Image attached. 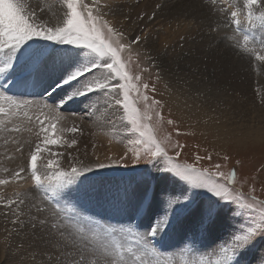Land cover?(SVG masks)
<instances>
[{"label": "rangeland", "instance_id": "1", "mask_svg": "<svg viewBox=\"0 0 264 264\" xmlns=\"http://www.w3.org/2000/svg\"><path fill=\"white\" fill-rule=\"evenodd\" d=\"M48 1L58 6H63L62 8L63 10H65L64 5H63V0H48ZM197 1L207 6L208 9H212V7H214L211 5L212 3L210 0H197ZM217 1L220 3V5L223 6L224 10L229 14L226 21L224 20V16L222 17L221 15L222 17L221 22L225 23V24H221L220 22L222 29H223L221 39L227 40L231 46L236 48V50H234L236 53L237 51L240 53L242 52L241 54L243 55L246 53L245 56L240 55L241 57L243 58L248 57L246 59H249L251 57L255 58L254 60V62L256 61L255 67L259 66L258 68L260 72L262 73V71L264 70V61L258 60L256 56L257 54L264 55V44H262V41L264 40V27H262L261 30L259 31V36L261 38L260 44H255L253 42H249L247 39H243L242 37L236 36L233 33V30H234L233 28H235L236 25L233 23L231 12L236 11L238 13L237 19L241 21V25L250 24L247 20V13L244 14V12L243 13L239 12L238 10L233 9L229 5H226L224 2H221L220 0H217ZM114 2L115 3L113 5L104 6L102 4L103 3L102 1L101 2L97 1V3L93 4L92 6L96 9V12H99L100 14H102L104 19L112 22L113 24H117L115 26L116 28H118V26H125L128 24H133V26L135 27L132 28V32L134 31L135 33L129 34V36L125 35L128 41L133 40L136 36H140L142 38L141 43L138 46H134L133 51L131 53H123L124 56L130 57V63L128 64V67L132 69V71L130 72V75L131 76L139 75L141 78L140 81H136V80L131 81V83L139 86L141 95H137V92L134 89L130 95V99L134 102V106L141 113L148 111V117L150 119H146L142 122L149 124L153 132L154 138H156L158 141L164 140L165 138H167L168 140L171 141V144L173 146L177 142L183 145L184 147L181 150V160H187L188 162H194L195 157L199 155L200 157L203 158L199 162L200 166L209 167L211 170L213 169L215 165H220L221 171H223L226 176L229 175L233 169H235L236 182L234 184L235 191L233 192V195H241L244 203L252 204L253 211L249 212L248 210L241 209L233 202L224 201L216 197L214 194L209 192L207 189L199 188V187H196L190 184L188 181L177 176L175 173H172L166 170L162 158H155L151 160L150 162L141 161L136 164H127V165L116 164V165L105 166L101 168H93L92 170L86 173H83L82 175L78 177H75V179L81 177L87 181L91 180L90 182H93L94 184H96V186L97 185L100 186L99 188L98 186L94 187V190H95L94 194L96 193L98 197L104 198V199L99 201L98 203H95L96 201L95 202L93 201V205L91 209L87 211V213H85L84 211H80L78 209L80 204H82L81 202L78 201V198H74L72 201H70L67 204L62 203V201L65 200V198L61 196H63L66 192L65 190H62V188L57 189V193H56V199L57 201L59 200V204H56V203L50 204L49 197L44 194L42 189H39L35 186L34 181L31 178V172L28 166L31 153L32 151H34V149L36 148L38 144L41 148V152L38 153V156L39 154H42L44 152L42 145L39 143V141L36 138L27 137L26 139L19 141L17 139H20V138L15 139L14 137H10L8 139L1 140L0 146L7 147L6 154L9 159L17 155L21 159V162L25 160L22 164L25 165V162H26V166H24L26 169V174L24 175L26 176L22 175L24 178L18 179L15 175L17 171L13 175L11 174L12 172L11 173L8 172V174H11V176L6 174L7 171H4V174H2L3 170H5V168L3 169V167H5L6 164L4 163L0 167V171H1L0 180L8 181V183L0 184V208L2 209V210L0 209V217L2 218L3 214H7L9 211H11V208L12 210H17V207L18 208L19 206L23 207L22 205L24 201L23 198H20V196H15L17 197L15 198L14 195L20 194L19 193L20 189L28 188L27 186L28 184L29 187L31 186L30 188H33L34 190V192L32 191L33 194L35 195L33 197L34 200L37 199V201L33 200L34 202L32 203L34 205L33 218L35 217L34 219H36V218H40L41 216L40 219H44L47 221L49 230L50 228L52 230L51 231L52 239L54 238V235L55 236L59 235V237L63 236V238H66V239H63L60 237L62 239V243L65 241L63 243L64 245L66 246L68 245L69 247L73 246L72 248L74 249V251L73 249H71L73 252L72 256H71L70 250L66 252L67 256L73 257V261L70 262V264H74V261L78 260L81 255L78 252L77 245L70 244V240L68 237L69 233H72V236L75 234L74 236L80 239V241L77 240L78 244H80L81 241H84V242L87 241L85 242L86 252L88 251V249L92 248L91 250L92 254L88 256H84L85 259L87 260V264H97V261L99 262V264H138L137 257L140 253H143V251L137 250L135 252V255H132L127 252V249L129 247H132L134 249L136 248V245L133 242L135 237L128 234L129 227L133 228L135 232L140 233L143 236H145L146 239L150 241L151 246L154 247L155 249L153 253V255L155 256L154 258H152L151 255L150 256H146L145 254L140 255V258L144 259V264H174V263L177 264L176 261L178 257L180 258L181 261L185 260L184 262L188 264L189 263L202 264L199 261L202 259L203 255L205 254L207 256H211L212 253L211 252L203 253V252H199L193 249V246L195 244H200V243L202 244L201 239H196L197 235L200 233L199 231H196V227H194L195 226L194 222L197 219L196 209L203 211L204 215L207 216L208 220H210L211 222L212 220L215 219V216H221L222 214L226 215V217L229 218L230 220L229 222H232L235 226V232L234 234L231 235V237L229 236L227 243H230V240L231 239L233 240L234 236L242 233L243 231H245L248 227L252 225V217L259 220L260 214L264 212V140L263 141L262 140L260 141L257 139L255 140L254 137L244 138V139L242 138L241 140H237L236 138L232 139L228 137L227 138L226 137L217 138L216 137L217 135L215 134L214 130H211L210 128L206 129L204 124L198 125L199 123L197 122L196 119H192V121L188 120L187 118L189 119L191 118L182 111L183 108L182 106L177 104L176 99L172 95L170 96L171 93H170V90L168 89L170 86L169 80L167 81L168 78L164 76L165 72L164 70H162V68L156 67L155 64L150 62V59L148 57L149 47L146 45L147 44L149 45V39H151V37H155V36H152L153 29L162 31V34H161L162 39L170 40L171 41L170 44L172 43L175 44V46L172 45L171 47L169 46L168 48H167L168 44L166 45L165 52L167 55L168 54L172 55L174 50L179 51V49L177 48L180 45L181 46L184 45V39L185 40L187 39V43L189 44H192V43L198 44L201 36L198 34H195L197 32L195 30V24L191 20V16L177 15V11H181L182 8L179 7L178 5L168 3L167 0H115ZM242 4H245V3L242 2ZM159 9H164L165 13L167 14L166 19L163 20L165 22H163L160 19H157L155 20L157 21L155 24L156 26H154L152 30L150 29L141 30L140 28L142 26L140 25L146 23L147 20L154 18L155 11ZM105 10L107 12L102 13V11H105ZM199 11L202 12V10H199ZM252 11H254L253 13L255 16H259L261 14V8L259 5L254 6L252 8ZM96 12H94V14H96ZM257 12H260V13H257ZM211 13L214 15L216 11L213 10L211 11ZM242 20H244L245 23ZM261 22L264 24V21H261ZM171 27L173 29L170 30V32H167V28H171ZM227 27H229L235 40H233L230 37L231 34L229 35V29ZM138 28L139 30L137 34ZM209 30L212 32V37H211L212 45L219 47L218 42H220V38L216 30V24L205 23L204 25H202V31L204 32L206 36ZM158 41L160 40L158 39ZM48 44L52 45V46L48 45L49 47L56 48V47L65 45L66 48L72 49L71 51L67 50L66 55L68 56H71V54L84 55L85 51L88 52L85 54H92L93 56L96 55L91 50L83 46L71 45V44L60 43V42L53 43V41L48 42ZM151 47L154 48L156 47V45H153V43H151ZM187 55L189 56V59L194 61L195 64L201 65L202 61H200L197 57L195 58L194 50L189 51ZM100 60L101 59L99 58L98 61ZM205 67H207V69L215 68L213 63L210 60L205 61ZM259 70L250 69L252 73V77L250 76V74L245 75L241 73V75L244 77L242 82H237L232 77L227 78L225 76V82H226L225 88H248V87H251V81H255V84H256L255 90L257 92H261V88H256L257 86L256 75H260ZM221 74L223 73L219 71V75ZM143 84L149 85L146 92H145V89L143 88ZM182 85L183 87L187 88L186 85L184 84ZM153 87L155 91L152 90ZM197 88H200V86H198ZM143 94H146L149 97L148 101H145L143 99ZM201 94L203 95L202 97L206 99L213 98V96H211L210 93H208V91H206L205 93H201ZM16 98L25 99L22 97H16ZM117 98L118 99L121 98L120 94L118 93H117ZM152 98H155V100L161 101L162 108H156L154 105H152L151 104ZM236 98H237V101H232L233 105L238 106L236 111H239L242 114H245L246 116V117L244 116L245 120L242 122L243 125L246 126L250 121H252L249 123L250 125L248 124V126L252 128L251 125L255 126V123L257 121L256 118L261 120V117H262V114H260L261 113L260 111H257V112L255 111L258 109L257 106L255 105L256 102L254 103V101H252L250 103L246 99L239 97L238 94L236 95ZM223 100H224L223 102L224 104H221V106L224 105L228 107L230 104L229 103L230 100L225 96L223 97ZM83 107L84 108L81 107L80 109H77L78 111L77 116H79V119L81 120V122L85 123L86 126H88V128L86 129L92 128L88 131L93 132V126H89L87 122L88 123L90 122L89 124L95 123V120H98L96 118L93 119L96 115L100 116L99 118H103L105 115H102L104 114L103 111L94 112L92 108H90L87 105ZM104 107H107V105H105ZM108 107H111V109L113 108L112 110L114 111L111 110V113L105 116L106 119L103 121L105 125L104 126L101 125V127H104V128L98 129V132L100 133V135L104 134V136L107 137V140L105 138L104 140L103 139L100 140V142L99 140L97 142L95 141L93 144H91L90 142L88 143V141H84L81 144L82 145L81 150L85 153V154L83 153L84 156L80 157V155L77 156L76 154H74L73 156L67 155L66 151H72L74 153H77L79 152V148L66 146L68 144L65 145L64 141L62 140L63 138L60 141L61 146L60 145H47L52 148L57 147V150L63 152V153L60 152V154L61 155L63 154L62 158L64 161L62 160L59 161L61 158L53 160L58 163L60 168L68 170L73 165L78 166L80 163L90 165L93 162H95L97 159H99L100 161L104 163H109L110 159L117 158L123 155L126 151L131 152L132 150H135L138 147H142V146H138V144L136 143L139 140V136L132 130V126L130 122L127 120L126 113L124 112L122 106L117 105L116 103H111V106L108 105ZM64 108H67V107L64 106ZM149 108H151L152 110H149ZM25 111H26V108H25ZM230 111L231 110L229 109L228 112ZM155 113H160V115H156ZM28 114H33V113H28ZM233 114L235 115V118L232 120L237 122L239 119V116H237L236 113H233ZM246 114L248 115V118ZM101 115L103 117H101ZM6 117L0 118V128L3 127L2 130L5 128V126L7 125L9 121V118H6ZM17 118H20L21 120ZM16 119L18 121L14 123V127L12 129L8 127L9 130L14 131L13 129H17V126H16L18 125L17 123L22 124V122L23 123L27 122L29 124L30 115L16 117ZM262 119L264 122V115ZM37 120L33 121V123L35 124L37 123V126L40 127V125H38ZM169 120L174 121V123L169 124L168 123ZM50 121H52L51 123H55L53 119ZM203 122L206 123L205 120ZM239 124H241V122ZM21 128H23V130L21 129V132L23 133L26 128L25 127H21ZM238 128H240V125L238 126ZM28 129H30V126H28ZM104 131H109L111 137L107 136L104 133ZM110 131H112V133ZM16 132H19V131H16ZM177 132H179V134H177ZM169 151H170V154H172L171 148L169 149ZM209 156H211V159H208ZM37 159L39 160V158ZM38 160H37V168L39 170L38 174H40L43 178L44 176L48 175L49 172L46 167L47 165L42 167V165L44 164L43 161H40V160L38 161ZM96 181L98 184L96 183ZM68 182L69 181H66L64 183H68ZM172 182L177 183V184L179 183L178 185H180L182 189L181 190L182 194L178 196L179 199L177 200L176 207L178 209L172 206L171 204L169 205L167 201H166V205H164L163 208L172 207L173 209H175L176 216L166 219L164 216H162L157 211L158 209H156L152 212L150 211V214L145 218L146 216L145 214H147L148 212L147 206H145V209L140 214L137 213V208L135 206L138 203H141V201L143 200L142 198L147 194V192L145 193V191L149 190L151 193L152 191H155L156 188L160 186V184L167 185V184H172ZM64 183L62 185H64ZM23 184L25 187H23ZM128 189L130 190V192ZM132 189H135L133 192L134 194L131 193ZM58 191L61 193L59 194ZM138 191H140L141 194L143 192V194L136 197V193ZM116 194L120 195L119 199L124 198L126 202L130 204V208L125 209L123 205L124 203L123 201L114 202L110 199H105V197L115 196ZM58 196L61 199L62 198L63 199L60 200ZM158 196H156L158 200H163V198L161 197V194L159 197ZM251 196H254L256 199L255 200L250 199L249 197ZM133 197H136L137 199L141 198L142 200L138 199L139 201L138 200L136 201L134 199V201L136 202L133 204V201H132ZM152 198H154V194ZM10 199H12L13 202H15L14 207L5 206L9 201H12ZM158 200L155 201V199H151L150 202L154 203L155 201L156 203L155 207L158 208V203H160V201ZM88 205L89 204L85 205L86 209H88L89 207ZM57 206L58 208L55 209V207ZM36 207L40 209H46V211H41L42 213L39 212L40 213L39 214L37 212ZM66 210H69V212H71L69 213V216L72 218L71 220L65 216ZM181 215H184L182 216V219L180 218ZM185 216H187V218ZM51 217L53 220L51 219ZM155 217L156 218L158 217V219L154 223L153 220ZM183 218L189 221L188 229H185V227L183 226V229H185V231H182L181 230L182 228L179 229L175 225L176 221L180 219L181 220L179 224L183 223L184 222ZM7 219L8 221L4 220L6 222V225H5V222H3V220H2L3 223L0 222V224L2 223L1 226L5 225L4 229L8 225L7 229L12 230L11 228L12 223L15 222L16 220L14 218L13 219L7 218ZM131 219H133V222L131 221ZM139 219H141L142 222H139L138 221ZM60 221H62V223ZM130 221H131V225H130ZM10 224H11V227L9 226ZM165 224L167 225L169 224L166 231L163 230V228H165ZM20 226L21 225H19L17 228L19 229L22 228V226L21 227ZM154 226H156V234L149 235V233L151 232ZM19 229L16 230V227H15L14 234L12 232V234L9 233L7 235V236H11V238L6 237V239L8 238L7 241L9 245L12 244V243L10 244V240L13 242L12 239L13 238L16 239V236H17L16 232L19 231ZM56 231H58V233H55ZM65 231H67L66 232L67 235ZM113 231L115 233L114 235L112 234ZM186 231H189V234ZM182 233L183 234L185 233V234L183 235ZM74 236L71 242L73 241L75 242L76 239L74 238ZM191 236L193 239L191 238ZM184 237L185 238L190 237V239L187 238L186 240ZM18 239H16V242L18 241ZM95 239L101 242V244ZM152 239H154L156 242H153ZM217 239H218L217 240L218 243L222 244V242H224L226 238L221 239L218 236ZM116 243H119L123 247L124 255L122 258L117 252L114 251V246ZM8 244L7 243L5 244L4 250L6 252L9 251ZM19 244L23 245L24 243L19 242ZM87 244H89L90 246L88 247ZM6 246L8 247L6 248ZM188 246L190 248H188ZM203 246L205 247L210 246V243L203 242ZM55 247H61V246L58 245ZM18 248H19V245H18ZM16 251L17 250L15 249L14 254H13L15 258L16 256L19 257L18 253L21 252V251H17V253H15ZM98 252L99 254L103 253L101 254L102 257L104 256V258L108 262L102 259L99 256ZM60 253H62L61 250H60ZM236 255H240L241 257L243 256L244 258V260L240 262V264H262V262H264V232H261L259 235H256L252 240H250L244 246L234 249L233 259L236 258ZM4 257L6 256L4 255ZM64 257L65 256H61V258H64ZM11 260L8 262L9 264L15 261L14 258L13 259L11 258ZM229 263L230 261H228V264Z\"/></svg>", "mask_w": 264, "mask_h": 264}, {"label": "bare ground", "instance_id": "2", "mask_svg": "<svg viewBox=\"0 0 264 264\" xmlns=\"http://www.w3.org/2000/svg\"><path fill=\"white\" fill-rule=\"evenodd\" d=\"M86 1L90 4H92V0H86ZM97 1L98 2L102 1L103 2L102 4L104 6H110V5H113L115 3L114 2L115 0H96V3H97ZM167 1H168V3L178 5L179 7L182 8L181 11H177V15L191 16V20L195 24V30L197 32L195 34H198L201 36L198 44H193V43L189 44V43H187V39L186 40L184 39V45H182V46L180 45L177 48V49H179V51L174 50V52H173L174 54L172 53V55L171 54L167 55L165 52L166 51V48H165L166 45L168 44V46H167V48H168L169 46L171 47L172 45L175 46V44H173V43L170 44L171 43L170 40L162 39V37H161L162 31L157 30V29H153V27L156 26L155 24L157 22L155 20L160 19L163 21L164 19H166L167 14L165 13L164 9L156 10L154 13V18L149 19V20H147L146 23L140 25V26H142L140 28L141 30H147V29L152 30L153 29L152 36H155V37H151V39H149V45L148 44L146 45L149 47L148 57H149L151 63L155 64L156 67H160V68H162V70H164V72H165L164 76L166 78H168L167 81L169 80V84H170V86L168 88L170 90V93H171L170 96L172 95L176 99L177 104L182 106V108H183L182 111L187 116H189L191 118V119L187 118L188 120L192 121V119H196L197 122L199 123L198 125L204 124L206 129L210 128L211 130H214L215 134L217 135L216 136L217 138H220V137H226L227 138L228 137V138H232V139L236 138L237 140H241L242 138L244 139V138L254 137L255 140L257 139V140L263 141L264 140V122H263L262 118L264 115V93H263V91H264V70L262 71V73H263V75H262V73L260 72V70L258 68L259 66L255 67V63H256V61L254 62L255 58H252L251 56H250L251 58H249V59H246L248 57H246V58L241 57L240 55H243V54H241L242 52L240 53L237 51V53H236L234 51V50H236V48L231 46L227 40L221 39V35H222V31H223L221 24H225V23L221 22V19L224 16V20L226 21L229 14L224 10L223 6L220 5V3L217 0H210L212 3L211 5L214 6V7H212V9H208L207 6L201 4V2H199L197 0H167ZM220 1L224 2L226 5H229L233 9L238 10L239 12H242V13L244 12V14L248 13V8L245 7V4H242V2H244V0H220ZM27 3L31 7L37 9L38 12H40V19L42 21H48L50 23V25H55V24L62 22L63 12H64V10L62 8L63 6H58L54 3L49 2L48 0H27ZM199 10H202V12ZM210 10L211 11L214 10V11H216V13L213 15ZM217 11H219V12H217ZM106 12H107L106 10L102 11V13H106ZM257 13H260V12H257ZM221 15H222V17H221ZM242 21L245 22L244 20H242ZM163 22H165V21H163ZM220 22H221V24H220ZM205 23L216 24V30H217L219 38H220V42H218L219 47L212 45V42H211L212 41V39H211L212 32L210 30L207 32V36L202 31V25H204ZM112 25H114V27H115L117 24L112 23ZM149 26H151V27H149ZM133 27H135V26H133V24H128L125 26H118V29L123 31L125 35L129 36V34L135 33L134 31L132 32ZM227 28L229 29V27H227ZM172 29H173L172 27L167 28V32H170V30H172ZM253 29H254L253 25H251V27H250V25H247L245 32L249 33L250 36H252V38H254L255 41L253 43L260 44L261 40L258 36H255V34H253V32H252ZM138 30H139V28L137 29V34H138ZM233 33L236 36L242 37L240 34L235 33L234 30H233ZM229 35L233 40H235L230 29H229ZM172 38H174V37H172ZM158 39L160 41H158ZM48 42H52V41L45 40V39L39 38V37H34V38L26 41L18 49H15V50L9 49V48L0 49V69H3L2 71H0V86L2 87L0 89H1V91L5 92L8 95L10 94V96H13V97H15V96L21 97L22 96V98L33 99V100L43 99V100L47 101L49 104L60 105V110L65 112L64 114L67 118L62 120V121H59V122L54 121L55 123H57V128H58L56 134H57V136H60L63 138L62 140L64 141L65 145L68 144L66 146L79 148V152H77V153H74L72 151H66L67 155L73 156L74 154H76L77 156L80 155V157H82L85 154L81 150V148H82L81 144L84 141H88V143L90 142L91 144H93L95 141L97 142L98 140H99V142H100V140H102V139L104 140L105 138L107 140V137L104 136V134L100 135V133L98 132V129L104 128V127H101V125L102 126L105 125V123H103V121L106 119L105 116H107L109 113H111V110L113 109V108L111 109V107H108V105L111 106V103H115L116 99H118L117 93L109 92V91L104 90V89L95 90V91H88V92L84 93L83 89H84L86 84H89V83H91L97 79H103V77L106 75V71L99 66L100 64L103 63V61H101V60L98 61L99 58L96 57V55L93 56L92 54H85V53H88L86 51H85L84 55L71 54V56H68V55H66L67 50L71 51L72 49L66 48L65 45L60 46V47H56V48L49 47L52 45L48 44ZM53 43H55V42L53 41ZM151 43H153V45H156V47L152 48ZM164 48H165V50H164ZM192 50H194L195 58L197 57L200 61H202L201 65H197L194 63V61L189 59V56L187 54L189 53V51H192ZM245 54L243 56H245ZM247 56H249V55H247ZM3 58H4V60H3ZM97 58H98V60H97ZM206 60H210L213 63L215 68H208L207 69V67H205V61ZM250 69L251 70H254V69L259 70V72H260V75H256V77H257L256 88H261V92H257L255 90V85H256L255 81H251V87L252 88L251 87H248V88H225V85H226L225 76L227 78L232 77L237 82H242L244 77L241 75V73H243L245 75L250 74V76L252 77V73H251ZM219 71H221L223 74L219 75ZM77 72H80L81 75L76 76ZM69 77H72V78L69 79ZM32 78H34L35 80H38L37 81L38 84L33 86V87H38V89H37L38 95L34 96V97H30V96L25 94L26 92L31 90V86L28 83L32 81ZM25 84L27 87L25 86ZM182 84L186 85L187 88L183 87ZM198 86H200V88H197ZM23 87H26V88H23ZM22 88L24 90H22ZM41 88H46V91L44 94L39 95V91H41ZM206 91H208V93H210V95L213 96L212 99L211 98L206 99V98L202 97L203 95L201 93H205ZM237 94L239 97L246 99L250 103L252 101H254V103L256 102L255 105L257 106L258 109L255 111L256 112L260 111L261 113L260 112H258V113L262 114L261 120L256 118V120H257L256 121L253 118L256 121V123H255V126L251 125L252 128L248 126V124L252 121H250L246 126L243 125L242 122L245 120L246 116H245V114H242L241 112L236 111L238 106L233 105L232 101H237V98H236ZM224 96L230 100V102L228 101L230 103L228 107L224 106V105L221 106V104H224L223 103L224 102V100H223ZM174 98H173V100H174ZM61 101H63L62 104H61ZM247 101H245V102H247ZM85 105L92 108V110L94 112L103 111L104 114H102V115H105L104 117L101 115V117H103V118H99L100 116L96 115L93 119L96 118L98 120H95V123H91L92 125L89 124L90 122L89 123L87 122V124L89 126H93V132L88 131L92 128L86 129V128H88V126H86L85 123L81 122V120L79 119V116H77L78 115L77 109H80L81 107L84 108L83 106H85ZM105 105H107V107H104ZM64 106H66L67 108H64ZM229 109L231 110L230 112H228ZM69 110H71V111H69ZM24 111H25V109H22L15 116H8V117L3 116L6 118H9V121L3 130H2L3 127L0 128V141L3 139L4 140L8 139L10 137H14L15 139L20 138V139H17L19 141H22V140L26 139L27 137L36 138L44 149V152L42 154H39V156H38L39 160L43 161V163H44L42 165V167L46 166L49 160L61 158L59 161H61V160L64 161L62 158L63 154L62 155L60 154L61 151L57 150V147L52 148V147H49V146H46L43 144V137H44L45 133L40 129L39 126H37V123L36 124L33 123V121H35L37 119L40 120V119L46 118L48 120V122L50 120H52V117L47 114L46 109H42L40 107H37L36 105L29 106L28 108H26V111L28 113H33V114L27 115V116L30 115L29 124L27 122H25V123L22 122V124L17 123L18 125H16V126H17V129H19V132H16L15 130L14 131L9 130L8 127H10V129H12L14 127V123H16L18 121L17 119H20V118L16 119V117L24 116L23 115ZM112 111H114V110H112ZM233 113H236L237 116H239V119L237 122L232 120L235 118V115ZM40 114H41V116H40ZM72 114H75V115H72ZM254 115H255V113H254ZM38 116H40V117H38ZM247 118H248V115H247ZM39 120H37V121H39ZM204 120L206 121V123L203 122ZM82 121H84V120H82ZM51 122L52 121H50V123ZM238 122L239 123L241 122V124H239ZM247 122H248V120H247ZM245 124H246V122H245ZM38 125H40L39 122H38ZM73 125H75L79 129V131L75 134L71 133L70 131H67V129H70ZM239 125H240V128H238ZM20 126L25 127L26 131L24 130V132L22 133L21 129L23 130V128H21ZM28 126H30V129H28ZM61 129H63L64 131H61ZM29 130H30V132H29ZM110 132L112 133V131H110ZM104 133L107 136L111 137L109 131H104ZM73 139H75L77 141V143L75 145L71 144V141ZM8 141H10V140H8ZM91 144H89V145H91ZM0 147H1L0 148V167L4 163L6 164V166L3 167V169L5 168V170H3L2 174H4V171H7L6 174H8V172L9 173L12 172L11 174L13 175L16 171H18L21 168L25 169L24 166H26V162H25V165L22 164L25 160H23V162H21V159L17 155L13 156V158L9 159L7 157V154H6L7 153V147H5V146H0ZM61 153H63V152H61ZM64 156H65V154H64ZM39 167H41V166H39ZM11 174H8V175L11 176ZM24 174H26V169H25V172H23L21 175H24ZM24 176H26V175H24ZM90 181L84 180L83 178L80 177V178H76V179L72 178L71 181H69L68 183H64V185H62L60 188H62V190H65L66 192L64 195L62 193L63 196L59 195V196L65 198V200L62 201V203L67 204L70 201H72L74 198H78V201L82 203V204H80L78 209L80 211H84L85 213H87V211H89L91 209V207L93 205V201L94 202L96 201L95 203H98L99 201L104 199V198L98 197L96 195V193L94 194V192H95L94 187H97L98 185L96 186V184H94L93 182H90ZM26 183H24V184H26ZM96 183H97V181H96ZM24 184H23V187H25ZM178 184L173 183V182H172V184H167V185L160 184V186H158L156 188V190L152 191L151 193L149 190L145 191V193L147 192V194L142 198L143 200L141 198H138L139 200L141 199L142 201H141V203H138L135 206L137 208V213L140 214L145 209V206H147L148 212H147V214H145L146 215L145 218L150 214V211L152 212L156 209H158L157 211L162 216H164L166 219L173 217V216H176L175 209H173L172 207L163 208V206L166 205V201L169 203V205L171 204L174 207L177 206V200L179 199L178 196L180 194H182L181 186ZM27 186H28V188H22L19 190L20 194L17 193L18 195H14V197L20 196V198H23L24 201H23L22 205L24 208L20 207V206H19V208L17 207V210H12V208H11V211H9L7 214H3L2 218L0 217V222H2V220H3V222H5L4 220L8 221L7 218H12V219L14 218L16 221H22L23 222L22 224L17 223V222H13L12 227L10 224L9 226L12 228L13 231L11 229H7L8 225L4 229L6 222H5L4 226L3 225L1 226V224L3 222L0 224V243H1V245H0V264H9L8 262L11 260V258L15 259V261L11 262V264H49L48 257L53 256V254H54L53 257H55L57 255L56 256L57 257L56 264H70V262L73 261V257L67 256L66 252L70 250L71 256H72L73 252L71 249H73L72 248L73 246L69 247L68 245L67 246L64 245L63 243L65 241L62 243V239H61V238H63V236L62 237L60 236L61 237L60 238L59 235L58 236L54 235V238L52 239L51 238V234H52L51 231L52 230H51V228L49 230L48 224L44 228H41L38 225L35 230L32 229L31 224H30V220L33 219V207H34V205L32 203L34 201H37V199H36V197H35L36 200H34V198H33L35 196L33 194V192H34L33 188H30L31 186L29 187L28 184H27ZM99 187L100 186H98V188ZM134 190L135 189H132L131 193H133ZM129 192H130V190H129ZM35 193H36V191H35ZM60 193L61 192H59V194ZM109 194H110V192H109ZM112 194H113V192H112ZM142 194H143V192H142ZM142 194L140 191H138L136 193V197H138ZM153 194H154V198H152ZM160 194H161V197L163 198V200H158L156 198V196H158V195L160 196ZM136 197H133V200H132L133 204L138 200ZM15 198H17V197H15ZM119 198H120L119 194H116L115 196L105 197V199H110L114 202L115 201H123L124 202L123 203L124 208L125 209L130 208V204H128L124 198H121V199H119ZM62 199L60 198V200H62ZM134 199L136 201H134ZM151 199H155V201L156 200L160 201V203H158V208L155 207V205H156L155 201H154V203L150 202ZM10 200H12V199H10ZM58 202H59V200H58ZM87 204H89L88 209L85 208V205H87ZM35 206H36V204H35ZM40 206H41V204H40ZM49 208H51V207H49ZM57 208H58V206L55 207V209H57ZM196 210H197V219L194 222V224H195L194 227H196V231L200 232L197 235L196 239H201L202 244L199 242L200 244H195L194 246L192 245L193 249L196 251H199V252H203V253L211 252L212 253L211 256H207L204 254L202 259L200 261L199 260L198 261L201 262L202 264H215V261L218 258L219 247L220 246H227L229 244V243H227L228 238H229V236L231 237V235L234 234L235 226L232 222H229L230 220H229V218L226 217V215L222 214L221 216H215V219L212 220V222H211L210 220H208L207 216L204 215L203 211H201L199 209H196ZM40 213H42V212H40ZM69 213H71V212H69V210H66L65 216L71 220L72 218L69 216ZM177 214H178V212H177ZM184 215H181L180 218L182 219V216H184ZM185 217L187 218V216H185ZM40 218H41V216H40ZM40 218H36V220H41ZM42 218H44V217H42ZM51 219H52V217H51ZM157 219H158V217L157 218L155 217L153 222L155 223ZM180 220L176 221L175 225L179 229L182 228L181 229L182 231H185V229H188V227H189V221L183 218L184 222L179 224ZM131 221L133 222V219H131ZM131 221H130V225H131ZM138 221L142 222L141 219H139ZM60 222L62 223V221H60ZM64 223H65V221H64ZM7 224H8V222H7ZM19 225H21L22 228H20V229L17 228ZM168 225L165 224V228H163L164 231L167 230ZM183 226L185 227V229H183ZM15 227H16V230L19 229V231L16 232L17 233L16 239L19 238L20 240L18 239V241L16 242V239L13 238V236H14L13 235L12 236L13 242L10 240V244L11 243L12 244L9 245L8 241H7L8 238L6 239V237L11 238V236H7V235L9 233L12 234V232L14 234ZM66 232L67 231H65V233ZM186 232L189 234V231H186ZM55 233H58V231H56ZM66 235H67V233H66ZM235 235H236V233H235ZM73 236H72V233L68 234L70 244H76L77 245L79 254L83 255V256L91 255L92 254V252H91L92 248L88 249V251L86 252V247H85L86 243L85 242H87V241H85V242L81 241V243L78 244L77 240L80 241V239L74 236V238L76 240L74 239L75 242L74 241L71 242V240L73 239ZM187 236H189V235H187ZM218 236L221 239L226 238L225 241L222 242V244L218 243V241H217ZM65 237H67V236H65ZM187 238H185V239L187 240ZM191 238H192V236H191ZM63 239H66V238H63ZM188 239H190V237ZM152 240H153V242H156L154 239H152ZM231 240H230V242H231ZM96 241H98V240H96ZM19 242L24 243V244L23 245L19 244ZM82 242H83V244H82ZM203 242L210 243V246H207V247L203 246ZM6 243L9 246V247L6 246V248L7 247L9 248L8 252H6L4 250ZM99 243L101 244V242H99ZM18 245H19V248H18ZM58 245L61 247H55ZM87 245H88V247L90 246L89 244H87ZM189 246H188V248L191 247V246L190 247ZM21 248H23V249H21ZM15 249L17 251H21L20 253H18L19 257L16 256V258L13 255ZM60 250L62 251V253H60ZM17 251L15 253H17ZM73 251H74V249H73ZM41 253H43V254H41ZM243 253H241V254H243ZM60 254H62V255H60ZM98 254H99V252H98ZM101 254H103V253H101ZM101 254H99V256L102 259H104L106 262H108L104 258V256L102 257ZM141 254H145V253L143 252V253H140L138 255V257H137L138 258V264H144V259L140 258ZM4 255L6 257H4ZM145 255L146 256L151 255L152 258L155 257L153 255V253H151V252L148 254H145ZM61 256H65V257L61 258ZM247 256H249V255H247ZM244 257H246V256H244ZM243 260H244L243 256L241 257L240 255H236V258H234V259L232 258V260H230L229 264H240V262H242ZM11 261H13V260H11ZM184 261L183 260L181 261L180 258L178 257L176 262H177V264H188ZM246 262H248V261H246ZM189 264H191V263H189Z\"/></svg>", "mask_w": 264, "mask_h": 264}, {"label": "snow or ice", "instance_id": "3", "mask_svg": "<svg viewBox=\"0 0 264 264\" xmlns=\"http://www.w3.org/2000/svg\"><path fill=\"white\" fill-rule=\"evenodd\" d=\"M245 7L248 8L247 20L250 24L254 22L264 21V0H244ZM92 4H96V0H92ZM86 2V0H63L64 12L63 20L61 23L50 25L48 21H42L40 19V12L37 9L31 7L27 0H0V49H18L26 41L39 37L49 41H55L60 43H67L71 45L83 46L96 54L102 61L99 66L106 71V75L103 79H97L89 84H86L83 92L95 91L104 89L109 92L120 94L121 98L116 99L115 103L122 106L126 113L127 120L132 126V130L138 134L139 140L136 142L138 147L131 152L126 151L123 155L110 159L109 163H104L97 159L90 165L80 163L78 166L73 165L70 169L65 170L59 167L58 163L53 160H49L47 163L48 175L42 176L38 174L37 158L38 153L41 152L39 144L32 151L28 166L31 172V178L37 188L42 189L44 194L49 197V203L59 202L56 199L57 189L62 186L66 181H70L72 178L78 177L83 173H86L93 168H101L105 166H111L116 164L127 165L136 164L141 161L150 162L155 158H162L165 169L175 173L177 176L188 181L190 184L207 189L216 197L235 203L239 208L253 211L252 204L244 203L241 195H233L235 191L234 184L236 182V171L233 169L229 175H225L221 171L220 165H215L210 170L209 167H203L199 165V162L203 159L199 155L195 157L194 162H188L187 160H181V150L183 145L177 142L174 146L171 141L165 138L158 141L154 138L153 132L148 123L142 121L150 119L148 117V111L141 113L135 106L134 102L130 99L132 91L135 89L137 95H141L139 86L131 83L132 80L140 81V76H131L132 69L128 67L130 63V57H126L123 53H131L134 46H138L141 43V37L136 36L133 40L128 41L124 32L114 27L112 23L103 18L102 14L96 12V9ZM259 5L261 8V14L255 16L252 8ZM98 6V5H97ZM96 12V14H94ZM238 13L236 11L231 12L233 23L239 28L241 21L237 19ZM247 39V36L245 37ZM264 44V41H262ZM258 60L264 61V55L257 54ZM3 69H0L2 71ZM81 75L80 72L76 73V76ZM72 77H69L71 79ZM148 84H143V88L148 89ZM155 91L154 87L152 89ZM145 101L149 100L146 94H143ZM63 101H61V104ZM151 104L156 108H162L161 101L151 99ZM31 105H37L42 109L47 110V114L52 117L56 122L66 119L64 112L60 110V105H52L43 99H18L10 96L3 91H0V117L3 116H15L22 109L28 108ZM149 110H152L149 108ZM160 115V113H155ZM24 116L28 115L27 111L23 112ZM75 115V114H72ZM40 129L45 133L43 137L44 145H59L62 137L57 136V124L49 123L48 120L40 119ZM169 124H173L174 121L169 120ZM19 131V129H13ZM61 131H64L61 129ZM71 133L75 134L79 131L78 127L73 125L70 129H67ZM179 134V132H177ZM167 141V142H165ZM77 141L73 139L72 145H75ZM171 148V153L169 149ZM211 159V156L208 157ZM25 172L24 168L19 169L15 173L18 179H23L21 175ZM8 183V181L0 180V184ZM254 191V189H253ZM252 200L256 198L254 196L249 197ZM15 202L9 201L5 206H14ZM46 211V209L37 208V212ZM17 223H23L22 221H15ZM30 224L33 230L39 225L41 228L47 226V221L44 219L30 220ZM264 232V212L260 214V219L252 217V225L245 231L234 236L233 240L227 246H220L218 251V258L215 264H228L233 258L234 249L240 248L252 240L256 235ZM115 234L114 231L112 233ZM128 234L135 237L134 243L136 248L129 247L127 252L135 255L137 250H142L145 254L150 252L154 253L155 249L151 246V243L145 236L135 232L129 227ZM156 234V226L153 227L149 235ZM114 251L117 252L121 258L124 255L122 245L116 243ZM49 264H56V258L53 256L48 257ZM74 264H87V260L83 255ZM97 264L99 262L97 261ZM264 264V262H262Z\"/></svg>", "mask_w": 264, "mask_h": 264}]
</instances>
